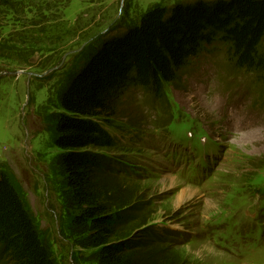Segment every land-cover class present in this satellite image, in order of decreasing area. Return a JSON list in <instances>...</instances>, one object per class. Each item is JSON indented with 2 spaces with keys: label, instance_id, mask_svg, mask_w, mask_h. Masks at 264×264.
<instances>
[{
  "label": "rangeland",
  "instance_id": "rangeland-1",
  "mask_svg": "<svg viewBox=\"0 0 264 264\" xmlns=\"http://www.w3.org/2000/svg\"><path fill=\"white\" fill-rule=\"evenodd\" d=\"M201 1L72 0L57 20L61 31L38 42L29 27L35 14L31 7L3 0L0 44L10 40L3 47L14 50L18 62L0 55L1 75L11 73L0 78V170L10 176L56 264L97 263L87 234L72 227L80 209L60 166L63 152L54 145L58 94L106 29L120 26L105 34L113 38L149 8ZM204 56L181 83L166 85L161 104L166 109L136 92L124 121L110 122L111 134L121 142L117 152L135 167L133 178L122 176L112 194L145 205L152 224L194 236L162 249L164 264H264V98L252 75L225 68L220 51ZM28 58L36 59L35 66L18 68ZM133 119L144 126L142 131L126 122ZM244 231L253 242L241 249V257L222 251L227 240H238Z\"/></svg>",
  "mask_w": 264,
  "mask_h": 264
},
{
  "label": "trees",
  "instance_id": "trees-1",
  "mask_svg": "<svg viewBox=\"0 0 264 264\" xmlns=\"http://www.w3.org/2000/svg\"><path fill=\"white\" fill-rule=\"evenodd\" d=\"M71 1L8 3L31 7L35 14L28 15L33 20L29 27L34 29L35 41L42 42L61 31L57 20ZM97 37L92 55L58 94L60 112L53 115L54 145L63 152L60 166L80 209L72 227L87 234L88 244L97 249L96 264H164L166 253L161 250L173 244L177 232L152 224L145 205L123 199L120 192L112 194L117 181L134 168L128 156L117 152L119 144L108 131L110 121L124 115L132 90L142 91L152 103H163L166 85L181 83L193 61L210 49L225 54L230 71L252 75L256 91L264 98V0L155 7L123 34ZM9 42L0 44V55L18 62L14 50L3 47ZM31 58L18 68L34 67ZM0 264H56L10 176L1 170Z\"/></svg>",
  "mask_w": 264,
  "mask_h": 264
},
{
  "label": "bare ground",
  "instance_id": "bare-ground-1",
  "mask_svg": "<svg viewBox=\"0 0 264 264\" xmlns=\"http://www.w3.org/2000/svg\"><path fill=\"white\" fill-rule=\"evenodd\" d=\"M204 1H206V0H204ZM197 59H199V58H197ZM149 99V98H148ZM169 184V183H168ZM169 186V185H168ZM186 193V191L182 194V196L184 195ZM184 197V196H183Z\"/></svg>",
  "mask_w": 264,
  "mask_h": 264
}]
</instances>
